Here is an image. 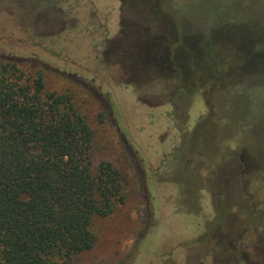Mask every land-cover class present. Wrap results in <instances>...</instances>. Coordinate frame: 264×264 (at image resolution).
<instances>
[{
	"label": "rangeland",
	"instance_id": "rangeland-1",
	"mask_svg": "<svg viewBox=\"0 0 264 264\" xmlns=\"http://www.w3.org/2000/svg\"><path fill=\"white\" fill-rule=\"evenodd\" d=\"M0 55L47 65L126 177L72 264H264V0H0Z\"/></svg>",
	"mask_w": 264,
	"mask_h": 264
},
{
	"label": "trees",
	"instance_id": "trees-1",
	"mask_svg": "<svg viewBox=\"0 0 264 264\" xmlns=\"http://www.w3.org/2000/svg\"><path fill=\"white\" fill-rule=\"evenodd\" d=\"M49 67L0 55V263L72 264L92 250L95 216L126 198V177L94 160L95 131Z\"/></svg>",
	"mask_w": 264,
	"mask_h": 264
}]
</instances>
